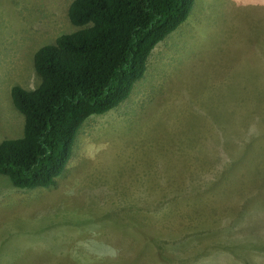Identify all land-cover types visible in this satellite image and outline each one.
Instances as JSON below:
<instances>
[{"label": "rangeland", "instance_id": "obj_1", "mask_svg": "<svg viewBox=\"0 0 264 264\" xmlns=\"http://www.w3.org/2000/svg\"><path fill=\"white\" fill-rule=\"evenodd\" d=\"M71 1L0 0V142L24 135L11 87L38 86L32 56L72 29ZM182 27L83 124L55 187L0 175V264H264V0H196Z\"/></svg>", "mask_w": 264, "mask_h": 264}, {"label": "trees", "instance_id": "obj_2", "mask_svg": "<svg viewBox=\"0 0 264 264\" xmlns=\"http://www.w3.org/2000/svg\"><path fill=\"white\" fill-rule=\"evenodd\" d=\"M195 3L196 0H72L66 10L72 29L40 46L32 56L38 86L11 87L12 103L25 119L24 135L0 142V175L19 189L55 187L72 158L83 124L130 98L146 73L155 47L186 25ZM261 95L257 93L256 97ZM261 108L264 114V106ZM236 114L237 108L228 111L220 116V124H237ZM259 152L252 154L262 156ZM249 156L253 157L239 158L240 163ZM239 159H234L236 167ZM174 180V187L181 186ZM181 194L175 203L186 199L185 191ZM148 205L154 211L159 209L158 203ZM194 208L205 215L204 209L198 210V204ZM173 211L192 209L185 204ZM198 213L191 214L197 219Z\"/></svg>", "mask_w": 264, "mask_h": 264}, {"label": "crops", "instance_id": "obj_3", "mask_svg": "<svg viewBox=\"0 0 264 264\" xmlns=\"http://www.w3.org/2000/svg\"><path fill=\"white\" fill-rule=\"evenodd\" d=\"M193 11H194V9H193ZM193 11H192V14H193ZM191 16H192V15H191ZM189 20H190V18H189ZM189 20H188V21H189ZM188 21H187V23H188ZM184 26H185V25H184ZM182 28H183V27H182ZM180 30H181V29H180ZM177 31H179V29H178ZM177 31H175V32H177ZM175 32H174V33H175ZM180 32H181V31H180ZM174 33H172V34H174Z\"/></svg>", "mask_w": 264, "mask_h": 264}, {"label": "clouds", "instance_id": "obj_4", "mask_svg": "<svg viewBox=\"0 0 264 264\" xmlns=\"http://www.w3.org/2000/svg\"><path fill=\"white\" fill-rule=\"evenodd\" d=\"M171 35H172V34H171ZM171 35H170V36H171Z\"/></svg>", "mask_w": 264, "mask_h": 264}]
</instances>
